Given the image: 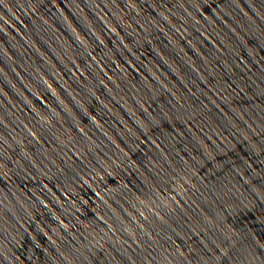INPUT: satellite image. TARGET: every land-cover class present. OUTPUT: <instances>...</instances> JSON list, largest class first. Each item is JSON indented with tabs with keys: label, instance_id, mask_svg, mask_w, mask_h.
Masks as SVG:
<instances>
[{
	"label": "water",
	"instance_id": "1",
	"mask_svg": "<svg viewBox=\"0 0 264 264\" xmlns=\"http://www.w3.org/2000/svg\"><path fill=\"white\" fill-rule=\"evenodd\" d=\"M0 264H264V0H0Z\"/></svg>",
	"mask_w": 264,
	"mask_h": 264
}]
</instances>
